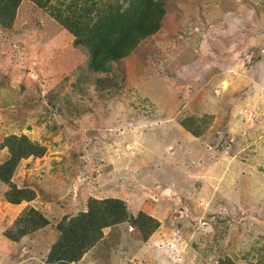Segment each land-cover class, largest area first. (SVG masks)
I'll list each match as a JSON object with an SVG mask.
<instances>
[{"label":"rangeland","instance_id":"obj_1","mask_svg":"<svg viewBox=\"0 0 264 264\" xmlns=\"http://www.w3.org/2000/svg\"><path fill=\"white\" fill-rule=\"evenodd\" d=\"M117 1L21 0L0 24V165L9 136L44 149L0 180V264H45L90 197L158 226L105 227L72 264H264V0H162L160 28L94 71L52 12ZM29 208L47 221L20 233Z\"/></svg>","mask_w":264,"mask_h":264},{"label":"trees","instance_id":"obj_2","mask_svg":"<svg viewBox=\"0 0 264 264\" xmlns=\"http://www.w3.org/2000/svg\"><path fill=\"white\" fill-rule=\"evenodd\" d=\"M20 1L0 0L1 25H9L14 20ZM94 6L84 7V11L76 15L65 13L62 16L52 12L74 35V45H82L87 49L88 66L94 71H106L113 62L128 56L142 39L160 28L165 13L162 0H118L115 8H107L103 13H93ZM182 124L195 135H199L204 126L203 121L198 118L185 119ZM6 145L9 155L0 165V180L9 184L10 174L18 161L29 155H42L44 149L31 142L25 135L7 137ZM11 187L18 193L14 198L15 202L31 198L25 190L16 189L14 185ZM21 217L20 219L25 221L24 229H21L20 233L47 221L34 208L27 209ZM123 222L136 228L143 239L158 226V221L143 211L130 213L122 199L90 197L84 211L65 216L57 223L59 235L50 247L45 264H72L78 261L103 237V228ZM7 236L15 238L12 233L7 232Z\"/></svg>","mask_w":264,"mask_h":264}]
</instances>
